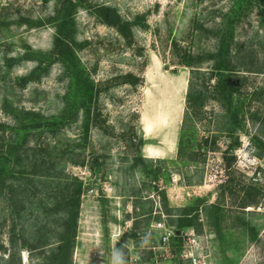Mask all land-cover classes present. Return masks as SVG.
I'll list each match as a JSON object with an SVG mask.
<instances>
[{"label": "rangeland", "instance_id": "rangeland-1", "mask_svg": "<svg viewBox=\"0 0 264 264\" xmlns=\"http://www.w3.org/2000/svg\"><path fill=\"white\" fill-rule=\"evenodd\" d=\"M87 1L114 6L127 20L145 14L146 27L135 26L133 40L127 44L114 28L98 22L88 9L80 7L75 16L77 39L87 40L88 44L79 50V55L92 71V78L102 81L118 73L132 72L139 81L136 86L121 84L100 95L99 108L106 130L90 127L87 141L81 111L77 122L64 125L55 136L47 131L40 133V138L29 136L32 142L38 139L44 145L50 143L51 158L57 161L55 173L63 168L69 176L83 182L73 264H193L184 256V241L187 232L194 229H185L181 253L170 251V239L167 243L161 240L163 229L156 226L158 221H163L174 233L176 228L167 223L161 195L153 185L166 190L171 205L180 206L194 197L200 202L205 199L216 203L221 197L219 187L225 183L236 194L231 196L226 190V207L221 210L223 219L213 224L217 237L214 253L210 251L202 218L204 233L198 234L201 248L195 253H200L206 264H264V154L262 157L256 154L258 141L254 138L264 141V13L261 11L264 0L253 4L233 28L236 46L233 52L238 51L241 61L245 59L248 64L260 67L256 71L239 68L234 74L239 90L233 97L243 106L238 122L232 124L224 108L210 101L201 118H193L189 135L201 143L206 138H215L218 148L207 147L204 161L185 166L176 158L190 68L179 63L174 43L192 52L214 51L216 37L212 31L217 30L235 0ZM54 9L55 0H0V122L8 126H13L15 109H31L53 117L62 108L67 81L60 78L58 63L52 64L40 81H31L24 87L18 83L36 62L30 58L20 62L17 59L30 56L31 51L47 52L52 48L55 28L47 22V17L53 15ZM40 20L42 24H31ZM210 67V60L201 64L203 71H209ZM253 113L259 116L253 119ZM231 126L236 128L233 136L228 133ZM133 133L146 141L140 151L145 161L137 165L133 164L134 147L127 140ZM236 135L240 144L233 150L235 161L227 168L223 151ZM12 136L14 131L7 128L5 138ZM91 151L99 156V168L89 167ZM161 158L165 159L171 178L160 176L152 181L142 168L155 166L153 161ZM72 159H84L85 163L76 164ZM255 167L262 171L257 181ZM45 181L36 184L35 194L29 193L19 216L6 199H0V262L9 256L10 230L15 224L16 233L23 231L30 240L35 239L39 228L48 234L49 227L59 226L61 214L54 208L59 187L56 182ZM249 183H256L263 194L258 197L257 205L239 207L243 187ZM208 218L212 227L214 217L208 214ZM235 218L244 224L229 227ZM134 220L139 221L136 229H132ZM243 244H247V251L241 250ZM149 251H153L152 256ZM37 253L18 247L15 261L33 264Z\"/></svg>", "mask_w": 264, "mask_h": 264}, {"label": "trees", "instance_id": "trees-1", "mask_svg": "<svg viewBox=\"0 0 264 264\" xmlns=\"http://www.w3.org/2000/svg\"><path fill=\"white\" fill-rule=\"evenodd\" d=\"M257 2L258 0H235V4L223 16L217 30L212 31L216 37L214 51L197 53L188 49H180L174 43L179 63L190 68L185 96L186 107L180 127L176 158L184 166L204 161L207 147L212 150L218 148L215 138H206L204 143H201L195 142L192 135H189L194 125L193 118L200 119L201 113L210 101L214 100L224 108L232 124L238 122V113L243 111V106L238 105L233 97L239 90V85L233 78L234 74L239 68L256 71L260 67H254V63L248 64L245 59L241 61L237 55L238 51L233 52L235 46L233 28L240 16L248 14V9ZM80 7L88 9L98 22L114 28L127 44H131L133 40V28L135 26L146 27L145 14L127 20L122 17L116 7L111 5L91 4L87 0H55L54 13L47 17V22H51L55 28L51 50L47 52L31 51L30 56L26 55L17 59L20 62L24 58H30L36 62L34 68L27 75L18 79L21 87L26 86L31 81H40L44 75L48 74L51 65L54 63L60 65V78L66 79L67 83L62 96V108L57 115L45 117L39 111L23 108L12 111L13 126L0 122V199H6L19 216L25 207V199H29V193H36V184L47 183L45 179L50 180L56 182V186L59 187L58 193L55 195L54 208L55 212L61 216H59L58 227H49L50 232L48 234L42 233L41 228H39L34 240L26 237L23 231L16 233L15 224L10 230L11 250L9 256L0 264H19L15 261L18 247H27L31 251H38V257L33 264H73L72 252L75 245L83 182L76 177L69 176L63 168L55 173L57 161L51 158L52 153L48 149L50 143L44 145L38 139L32 142L29 136L32 134V136L37 135L40 138V133L45 131L55 136L63 129L64 125L77 122L81 111V125L87 141L90 127L98 126L106 130L102 124L104 119L99 108L100 95L117 85L128 83L136 86L139 81L132 72L118 73L102 81H95L92 78V71L83 63L79 55V50L88 44L87 40L79 41L77 39L75 16ZM261 11L264 13V8ZM42 22L43 20L33 21L31 24H42ZM207 60L211 62L210 70L203 71L201 64ZM92 70L95 71V68ZM6 105L7 100L5 99L4 107ZM257 116H259L257 113L251 114L253 119ZM7 128L14 131V136L8 140L5 138ZM235 132V127H229L228 133L231 136ZM122 135L127 136V133ZM233 138V141L223 151V159L227 168L231 167L235 161L236 157L233 150L240 144L237 135ZM254 138L258 141L255 142L258 147L256 154L262 157L264 141L260 137ZM127 140L135 150L133 164L143 163L145 157L140 154V151L141 146L146 142L145 139L133 133L128 135ZM72 160L76 164L83 165L85 163L84 159ZM153 162H155V166L152 164L150 166L144 165L142 172L152 181H156L160 176L170 180L171 173L165 166V159H156ZM88 163L91 169L99 168L101 165L99 156L93 151H91ZM154 187L161 195V205L167 223L176 228L175 233L170 237V251L175 254L181 253L185 229L192 228L199 235L204 233L200 214L202 201L200 202L198 197H194L184 205H171L166 190L158 189L153 185ZM219 189L221 197L216 200L219 205L226 204L224 201L226 190L231 196L236 194L228 183L222 184ZM261 190L262 188L258 187L256 183H249L243 187L242 197L237 206L244 208L257 205L258 197L263 194ZM138 223L139 221L134 220L132 229H136ZM148 224L147 221L146 225ZM152 252L149 251L150 256H152Z\"/></svg>", "mask_w": 264, "mask_h": 264}, {"label": "crops", "instance_id": "crops-1", "mask_svg": "<svg viewBox=\"0 0 264 264\" xmlns=\"http://www.w3.org/2000/svg\"><path fill=\"white\" fill-rule=\"evenodd\" d=\"M225 207L226 206H224V205H219V204H216V203H213V202H210V201L208 202L205 199H202V202H201V208H200L201 218H202L203 223H204L205 234H206V236L208 238V243H209L210 251H211L212 254L214 253L213 250L216 247V239H217L216 232L214 230L213 224L216 225L218 221H222L221 219H223V217H222V214H221V210L224 209ZM203 211H204V213H203ZM255 212L257 213L259 211H255ZM204 214L206 215L205 217H204ZM208 214H210V215L212 214V216L214 217V221H213L214 223H212V227L209 224ZM232 214H234V213H232ZM246 214H253V213H251V212L248 213L247 212ZM227 218H229V213H228V217ZM241 221L242 220L240 218H235L233 221L230 222V226L229 225L228 226L232 227V225H239V226L243 225L244 223H242ZM247 223H245V225ZM252 228L253 227L249 228V230H252ZM236 238L240 239L239 237H236ZM245 246H247V244H245V245L243 244V248H241V250L247 251V250H245L247 248Z\"/></svg>", "mask_w": 264, "mask_h": 264}, {"label": "built area", "instance_id": "built-area-1", "mask_svg": "<svg viewBox=\"0 0 264 264\" xmlns=\"http://www.w3.org/2000/svg\"><path fill=\"white\" fill-rule=\"evenodd\" d=\"M256 176L254 177V180H260L262 176V171L260 168H256ZM157 227H160L163 229V233L161 236V240H163L164 243H167L170 239V237L174 234L173 229L170 227L165 226V223L163 221H158L156 223ZM186 240L184 241V245L186 247V250L184 252V256L189 258L193 264H206L205 258L202 257L200 253H195L200 246V236L195 233L194 230L190 229V232H187Z\"/></svg>", "mask_w": 264, "mask_h": 264}]
</instances>
